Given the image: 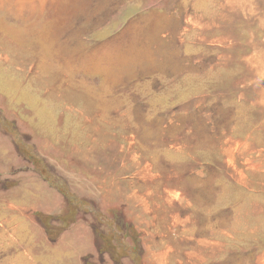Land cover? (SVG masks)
I'll use <instances>...</instances> for the list:
<instances>
[{
  "label": "rangeland",
  "instance_id": "1",
  "mask_svg": "<svg viewBox=\"0 0 264 264\" xmlns=\"http://www.w3.org/2000/svg\"><path fill=\"white\" fill-rule=\"evenodd\" d=\"M0 264H264V0H0Z\"/></svg>",
  "mask_w": 264,
  "mask_h": 264
}]
</instances>
